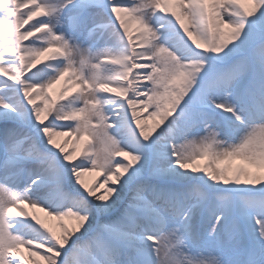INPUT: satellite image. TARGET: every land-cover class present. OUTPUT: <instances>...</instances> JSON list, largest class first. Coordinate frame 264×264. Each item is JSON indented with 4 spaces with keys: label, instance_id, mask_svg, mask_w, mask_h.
<instances>
[{
    "label": "snow or ice",
    "instance_id": "6c2138e0",
    "mask_svg": "<svg viewBox=\"0 0 264 264\" xmlns=\"http://www.w3.org/2000/svg\"><path fill=\"white\" fill-rule=\"evenodd\" d=\"M247 3L0 0V264H264V178L221 166L264 169Z\"/></svg>",
    "mask_w": 264,
    "mask_h": 264
},
{
    "label": "bare ground",
    "instance_id": "6f19581e",
    "mask_svg": "<svg viewBox=\"0 0 264 264\" xmlns=\"http://www.w3.org/2000/svg\"><path fill=\"white\" fill-rule=\"evenodd\" d=\"M241 2L243 3L244 6L246 5V4H244L245 3L244 0H241ZM133 32H135V30H133ZM62 86H63V82H62ZM144 119H148V118L145 117ZM148 120H153V119H148ZM221 166L222 167L229 168V169H235L238 166H243V167H245L247 169V171L249 173L254 174L257 177L264 178V169H257V168L251 167L249 165H242V162L239 161V160H236V159L222 161L221 162ZM31 210L34 211L36 213V215L39 216L40 219L43 222H45V224L48 227H50L51 229H53L56 232H59V225L60 224H65V225L71 227L75 223L70 218H64L62 220H56V219H53V218H50V217L45 216L44 213L39 212L38 210L30 209L29 211H31ZM24 256H25V259L27 260L28 259V256H27V253L26 252H24ZM32 259L33 260H37L36 257H33Z\"/></svg>",
    "mask_w": 264,
    "mask_h": 264
},
{
    "label": "rangeland",
    "instance_id": "374dc122",
    "mask_svg": "<svg viewBox=\"0 0 264 264\" xmlns=\"http://www.w3.org/2000/svg\"><path fill=\"white\" fill-rule=\"evenodd\" d=\"M244 1H245L244 4H246L245 6L246 7H250V5L247 3V0H244ZM135 28H136L135 23H132L130 25V30L133 31V30H135ZM60 87H62V83L60 85L55 86V89L53 91L54 92L59 91ZM37 102H39V101H37ZM143 123H145L148 127H151L152 124L154 123V121L153 120L144 119ZM57 139H58V141H62L64 139H66V138L65 137H58ZM66 147L69 148V149H71L73 147V144L71 143V140H69V143H68V145ZM76 152H77V155H78L79 154V145H76ZM200 163L203 164V163H205V161H201ZM100 177H101L100 172L92 171V172L84 173V175L81 177V179H82V181H83V183L85 185L91 186L93 184V182H99ZM31 212H34V211L31 210ZM36 259L38 260V258H36ZM39 264H42V262H39Z\"/></svg>",
    "mask_w": 264,
    "mask_h": 264
}]
</instances>
